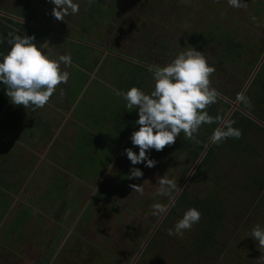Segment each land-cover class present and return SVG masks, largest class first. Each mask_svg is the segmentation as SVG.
<instances>
[{
	"label": "rangeland",
	"instance_id": "rangeland-1",
	"mask_svg": "<svg viewBox=\"0 0 264 264\" xmlns=\"http://www.w3.org/2000/svg\"><path fill=\"white\" fill-rule=\"evenodd\" d=\"M33 1L34 5H26L27 13L22 12V0H0V9L17 15L13 17L23 23L29 17L30 25H49L59 35L41 33L34 42L46 41L54 58L69 54L71 65L61 64L68 79L57 85L43 107L33 110L8 100L6 106L11 105L0 110V264L5 259L12 262L8 246L25 245L14 259L41 260L43 264L49 245L61 251L74 243L87 252V264L98 259L110 264L108 258L100 257L97 245L122 264H130L163 214L154 216L152 205L169 207L188 164L180 159L165 165L160 151L154 149L146 153L155 162L152 167L143 162L132 165L126 157L125 148L136 152L138 146L131 144V134L119 141L110 119L127 109L116 93L131 87L127 82L138 74L130 62L118 56L135 63L142 57L147 64L165 65L191 46L211 65L219 47L217 37L226 23L237 29L243 43L264 40V6L254 16L264 0H242L244 6L237 8L228 0H104L100 10L95 9L94 1L75 0L79 11L69 12L64 20L53 17L49 0ZM85 9L94 18L91 24L84 23L89 15ZM234 20L238 23H232ZM204 36L210 42L201 50L197 40ZM112 51L119 53L117 57L106 58ZM224 70L211 74L210 84L223 88L234 103L253 70L245 79V72L234 67L230 73L238 78L231 82ZM260 78L264 81V67ZM248 87L238 101L240 108L245 97L249 106L258 103L250 93L259 89ZM259 116L264 120L263 111ZM246 142L254 145L246 152V165L241 163L243 152L240 162L228 153L219 159L216 170L202 175L194 170L182 190L176 215L168 214L162 220L135 264H264V248L250 236L254 225L264 226V132L250 130ZM133 167L142 171L139 183L137 178H129ZM162 176L176 181L174 192L156 194ZM132 184H140L142 192L132 190ZM215 195L221 199L223 217L213 228L208 247H199L195 253L193 244L202 237L205 224L203 214L199 223L182 234L169 235V229L184 210H199L200 204L211 202ZM88 211L93 213L85 221ZM111 245L115 246L112 252ZM93 255L99 257L92 262ZM76 260L72 259L78 262L79 258Z\"/></svg>",
	"mask_w": 264,
	"mask_h": 264
},
{
	"label": "clouds",
	"instance_id": "clouds-1",
	"mask_svg": "<svg viewBox=\"0 0 264 264\" xmlns=\"http://www.w3.org/2000/svg\"><path fill=\"white\" fill-rule=\"evenodd\" d=\"M92 2L89 0V3ZM49 3L52 5V15L57 20H64L69 12L76 14L79 11L75 0H49ZM228 3L234 8L244 6L242 0H228ZM7 43V51L0 52V85L4 86L5 95L13 105L24 108L31 106L33 110L43 107L57 85L67 81L68 72L61 70V64L70 66L71 56L63 54L54 58L48 52L46 41L37 45L33 36L17 32L8 34ZM148 71L153 82L149 92L131 86L116 93L126 102L125 107L129 111L135 109L138 114L135 120L138 127L130 135L131 144L138 146V151L124 149L132 165L143 162L147 167L154 166L155 162L146 155L148 151H161L166 145L173 144L181 132L185 138L192 139L202 124L218 125L209 138L212 144L227 138H240L242 133L233 126L234 120L212 117L206 111L209 105L216 103L218 92L210 87L209 77L215 69L203 53L189 46L165 65H150ZM141 176L139 168L133 167L130 170L129 178ZM158 183L157 195L177 189L176 181L163 176ZM130 187L142 192L140 184H132ZM152 209L154 216L165 212V207L160 203H154ZM200 218V211L189 207L173 228L169 229L168 234H182L184 230L199 223ZM250 236L260 248H264V226L254 225Z\"/></svg>",
	"mask_w": 264,
	"mask_h": 264
},
{
	"label": "trees",
	"instance_id": "trees-1",
	"mask_svg": "<svg viewBox=\"0 0 264 264\" xmlns=\"http://www.w3.org/2000/svg\"><path fill=\"white\" fill-rule=\"evenodd\" d=\"M93 1H94V5H96L95 9L100 10L99 5L104 0H93ZM87 4H89V2ZM263 6H264V2L262 1L260 2V7L256 8L254 16L256 15V13L259 14V11H262ZM87 7L90 8L91 6H87ZM89 10L85 9V15L87 16V13H89V15L88 17H86V21L84 23L91 24V21L94 18L91 15V12H89ZM236 20L239 21L238 19ZM236 20L232 21V23H238ZM228 24L230 23H226V25L222 27V31L219 33L220 35L217 37L216 40L218 43L217 45H219V47L215 48L214 50L215 62L212 63L211 66L214 67L215 71L212 74H217L221 72V70H224L226 68L224 72L228 76L227 80L229 79L231 82L232 79L238 78L235 75V73L233 72L230 73V70H232L235 67V69L237 68V71L239 72L241 71L239 69H242V71L245 72L244 73L245 75L243 77L247 79L248 74L254 69L257 61L264 52V40L262 42H257L256 44L254 42L243 43L240 41L238 37L240 33L237 31V29L233 28L235 30L234 31L231 28V26H229ZM250 29L251 28L249 27L248 32H250ZM252 31L253 30H251V32ZM15 32H17V34L20 35H31L33 37H36L37 33L39 32V28L37 29L34 26H30L27 22L23 23L21 21L18 22L12 20L10 18L0 17V52L7 51V48L9 47L7 43L8 34ZM77 40L78 38H76L74 41ZM197 41H199L198 48L202 50L205 46L209 44L210 38L208 36H204L198 38ZM112 52H109L110 54L108 55L110 56L107 55L106 58L117 57ZM121 59L130 62V64H132L136 69L135 75L138 74L137 77H135L136 79L131 80V82L128 81L127 84L130 83L131 86H136L139 89L143 90L145 93L149 92L153 87V82L151 79V73L148 71V67L152 64L145 63L142 57L141 59L138 60L139 62L137 63L128 60L124 57H122ZM262 67H264V61L263 64L260 66L258 72L255 74L256 76L250 82V85L248 87V90H251L252 88H256V87L259 89L257 91H254V94H252V92L250 93V97H253L258 101V103L252 102V106L255 109H252V106H249L250 101L247 100L246 97L243 98L244 100H241L242 102H240L241 103L240 106L244 111L248 112V114L250 113L256 119L264 122V120L261 119V117L259 116L260 111L264 112V81L263 79L260 78ZM210 87L214 88L218 92V95H220L221 97L218 96L216 103L209 105L206 111L212 117L221 116L222 118H224L228 109L230 108V104L224 99H222V97H225L228 100L232 98L228 96V94L223 90V88L221 89L215 84H210ZM8 100L9 98L5 95L4 86L0 85V110L2 108H5V104L7 103ZM245 101L247 103H245ZM9 105L11 104L8 103L6 107H9ZM116 115L117 116L115 117H111L110 120L113 119L112 129L117 132L118 140L120 141L123 140V137L125 135L131 134L138 127V125L135 124V120L138 118V114L135 109H132V111H129L128 109H124L122 112H120L119 114L117 113ZM228 119H232L235 121V124L233 126L239 128L241 130L242 135L238 139L227 138L218 144H211L204 153L199 164L197 165L196 173H200L202 175L203 173H207V171L209 170L211 171V169L216 170L218 167L217 163L219 159L221 157L225 158V156L228 153H230L232 156H234L236 159L239 160L240 153L243 152L244 153L242 156L243 161H241V163L242 165H246V152L252 151L254 147L253 144L251 146L249 143L246 142L248 132L250 130H253L255 132L257 131L264 132V128L239 110H234V113ZM103 121H108V120L103 118ZM216 127H218L216 123L202 124L197 130V132L194 133L192 139L185 138L183 132H181L180 135H178L175 138L173 144L166 145L160 151V157L162 158V160H165L166 163L165 165L169 166L173 162L175 164V162L177 163L180 159L185 161L188 164L187 168L183 169L181 172V175L184 178L187 175L189 169L193 166V164L196 162L200 154L205 149L209 141V138L211 136V133L213 129ZM139 181L140 179L137 178L136 183H139ZM126 183H127V177H126V182L123 183V186ZM183 195H184V191H182L181 194H179L178 199L175 201V204L170 209L169 215L175 214L174 210L176 209V206L179 205ZM215 196L216 197H213L211 202L204 201L202 204L199 205V210H201L200 213L203 214V217H205L204 218L205 224L202 227V230L200 228L202 237L193 244L195 253H198L199 252L198 250H200V248L202 249L204 245L208 247L207 243L209 242V239L212 236V230L213 228L218 226L219 222L221 221V218L223 217V208L221 202L219 201L221 199H219L217 195ZM208 199L209 198L204 199L203 197V200H208ZM91 213L93 212L88 211V213L84 217L85 221L90 220L89 216L91 215ZM150 245L151 244L149 243L148 246Z\"/></svg>",
	"mask_w": 264,
	"mask_h": 264
},
{
	"label": "flooded vegetation",
	"instance_id": "flooded-vegetation-1",
	"mask_svg": "<svg viewBox=\"0 0 264 264\" xmlns=\"http://www.w3.org/2000/svg\"><path fill=\"white\" fill-rule=\"evenodd\" d=\"M30 1V2H29ZM28 2H26V0H22V4H21V9H22V12L24 13V12H26L27 13V7H26V5H30V4H33V3H35L33 0H29ZM34 5V4H33ZM31 11V10H30ZM29 11V12H30ZM28 12V13H29ZM13 15H15V14H10V13H8V10H1L0 9V17H6V18H10V19H12V20H15V21H18V22H22L23 20H19V18H16V19H14L15 17H18L17 15H15V17H13ZM21 18V17H20ZM22 19V18H21ZM26 20H25V22H29V17H26L25 18ZM29 24V23H28ZM30 25V24H29ZM30 26H34V27H36L37 29L39 28V32L37 33V36L36 37H34V41L35 40H38L39 38H40V35H41V33H46V34H50V35H59L54 29H52L49 25H45V24H43V23H38V24H33V25H30ZM62 35V34H61ZM63 36H65V38H67L68 40H69V36H66V35H63ZM101 49H103V48H101ZM103 50H106V49H103ZM255 77V76H254ZM247 81V80H246ZM250 84V83H249ZM225 98V97H224ZM228 100V99H227ZM5 106H6V104H5ZM242 109V108H241ZM243 110V109H242ZM258 121H260V120H258ZM260 122H262L263 123V125H264V122L263 121H260ZM260 125V124H259ZM263 125H261L263 128H264V126ZM140 182V181H139ZM183 190V189H182ZM112 203H113V201H112ZM175 203V202H174ZM173 203V204H174ZM173 206V205H172ZM170 209H171V207H170ZM170 209L168 210V212L166 213V215L164 216V218L168 215V214H170ZM173 215H176V213L175 214H173ZM163 218V219H164ZM162 222V221H161ZM160 225V224H159ZM24 232V231H23ZM10 236H13V235H10ZM16 236H17V234H16ZM14 241H16L17 239H16V237L13 239ZM74 240H75V238H74ZM102 241V244H105L104 243V239H102L101 240ZM22 244V243H21ZM106 245V244H105ZM23 246H25V245H15V246H12V247H10V246H8V254L11 256L10 257V259H11V261L12 262H7V259H5L6 261H4L5 262V264H42L41 263V260H39L40 262H32V261H22L21 259H19V258H16V259H14L15 258V256L17 257L18 255H19V253H21L20 251H21V249L22 248H24ZM65 246V247H64ZM64 246H62V248L64 247V249L63 250H61L60 251V249H56V250H53V246L52 245H49L48 246V248H47V257H48V259L45 257V259H44V257L42 258V261H43V264H87V258L89 257L88 255H87V252L86 253H84L83 251H82V245L81 244H71V245H68V244H66V245H64ZM13 247H14V251H13ZM26 248V247H25ZM95 248L97 249V250H100V252H101V254H100V257L101 258H103V256L104 257H106V258H108L109 259V261H110V264H122L120 261H119V258L117 257V256H112L111 254L109 255L108 254V251H104V250H102V248L100 247V246H95ZM114 248H115V246H113V245H111L110 247H109V249L111 250V252L114 250ZM118 248V247H117ZM0 250H1V248H0ZM95 253L97 252L96 250L94 251ZM142 253V252H141ZM96 258V255H93V256H91L90 257V261H92V258ZM99 257V256H98ZM97 257V258H98ZM77 259V258H79V261L78 262H76V261H72V259ZM96 258V259H97ZM98 260H100V261H95V260H93V261H95V264H105V262L104 261H106V260H103V259H98ZM92 261V262H93Z\"/></svg>",
	"mask_w": 264,
	"mask_h": 264
},
{
	"label": "water",
	"instance_id": "water-1",
	"mask_svg": "<svg viewBox=\"0 0 264 264\" xmlns=\"http://www.w3.org/2000/svg\"><path fill=\"white\" fill-rule=\"evenodd\" d=\"M15 19V18H14ZM114 55L118 54L115 52H112ZM121 55V54H120ZM119 57H122V55ZM124 57V56H123ZM127 58V57H124ZM131 60V59H128ZM264 60V53L261 56V58L259 59V61L257 62L255 68L253 69L252 74L250 75V77L247 79L245 85L243 86L242 90H241V94L239 95V98L236 102L231 103V101L227 100L226 98L222 97V99H224L225 101H227L231 106L230 110L226 113V115L224 116L225 119H228L230 117V115L232 114L233 110H239L242 113H244L246 116H248L249 118H251L252 120H254L255 122H257L260 125H263L262 122L258 121V119H256L255 117H253L252 115L248 114L246 111L242 110L239 106H238V101L240 100V96L245 92L246 88L248 87L249 83L251 82V80L254 78L257 70L259 69L261 63ZM133 61V60H131ZM219 97H221L220 95H218ZM264 126V125H263ZM212 143H210L208 141L205 149L203 150V152L200 154V156L198 157V159L196 160V162L193 164V166L191 167L190 171L188 172V174L186 175V177L184 178V180L182 181L181 185L179 186L178 190L175 192V194L173 195L172 199L170 200L169 203V207H167L165 209V212L160 216V218L158 219V221L156 222V224L153 226L151 232L148 234V236L146 237V239L144 240V242L142 243L141 247L139 248L137 254L135 255V257L132 259L130 264H135L136 260L138 259L139 255L141 254V252L144 250V248L146 247V245L148 244V242L150 241L151 237L153 236V234L155 233L157 227L159 226V224L161 223V221L163 220L164 216L166 215V213L168 212V210L170 209V207L173 205V203L176 201L177 197L179 196V194L181 193L182 189L184 188V186L186 185V183L188 182L189 178L191 177L192 173L194 172V170L196 169L197 165L199 164L200 160L202 159L204 153L206 152V150L208 149V147L211 145Z\"/></svg>",
	"mask_w": 264,
	"mask_h": 264
},
{
	"label": "crops",
	"instance_id": "crops-1",
	"mask_svg": "<svg viewBox=\"0 0 264 264\" xmlns=\"http://www.w3.org/2000/svg\"><path fill=\"white\" fill-rule=\"evenodd\" d=\"M9 196H12V195H10V194H8ZM18 201V200H17ZM20 202V201H19ZM22 205H23V202L21 203Z\"/></svg>",
	"mask_w": 264,
	"mask_h": 264
}]
</instances>
